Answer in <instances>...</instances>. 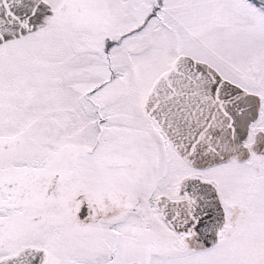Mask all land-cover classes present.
<instances>
[{"label":"snow or ice","instance_id":"1","mask_svg":"<svg viewBox=\"0 0 264 264\" xmlns=\"http://www.w3.org/2000/svg\"><path fill=\"white\" fill-rule=\"evenodd\" d=\"M0 264H264V0H0Z\"/></svg>","mask_w":264,"mask_h":264}]
</instances>
